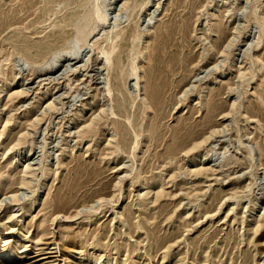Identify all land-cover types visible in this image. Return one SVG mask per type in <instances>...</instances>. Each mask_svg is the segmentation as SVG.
<instances>
[{
    "label": "rangeland",
    "instance_id": "obj_1",
    "mask_svg": "<svg viewBox=\"0 0 264 264\" xmlns=\"http://www.w3.org/2000/svg\"><path fill=\"white\" fill-rule=\"evenodd\" d=\"M88 1L0 0V262L264 264V0Z\"/></svg>",
    "mask_w": 264,
    "mask_h": 264
},
{
    "label": "bare ground",
    "instance_id": "obj_2",
    "mask_svg": "<svg viewBox=\"0 0 264 264\" xmlns=\"http://www.w3.org/2000/svg\"><path fill=\"white\" fill-rule=\"evenodd\" d=\"M88 1V0H87ZM137 1V0H136ZM89 2V1H88ZM87 2V3H88ZM91 2H93V0L91 1ZM90 2V3H91ZM87 3H85V4H87ZM140 3V2H139ZM135 4V3H134ZM136 4H138V3H136ZM77 5H79V4H77ZM82 4L80 3V5L79 6H81ZM84 5V4H83ZM89 5V4H88ZM91 6V5H90ZM89 6V7H90ZM100 5L99 4H95V5H93V7L91 8L90 7V10H89V12H88V10H86L88 13H87V15L82 19V21H81V23H79V25L80 26H78L79 28L77 29V35L79 36V39H80V41L82 40V39H84L85 38V36L88 34V26L89 25H92L93 24V21H94V19L98 16V14H99V9L98 8H100L99 7ZM134 6V5H133ZM82 7V6H81ZM138 7V6H137ZM131 8V7H130ZM139 8V7H138ZM137 8V9H138ZM83 9V8H82ZM131 9H134V7L133 8H131ZM130 9V10H131ZM1 10V9H0ZM43 10V9H42ZM135 10V9H134ZM80 11H82V10H80ZM85 11V10H84ZM136 11V10H135ZM134 11V12H135ZM49 12V11H48ZM52 12V11H51ZM79 12V11H78ZM132 12V11H131ZM133 12V13H134ZM47 13V12H46ZM53 13V12H52ZM101 14V13H100ZM103 14V13H102ZM131 14V13H130ZM54 15V14H53ZM81 16V15H80ZM103 16V15H102ZM70 18V17H69ZM101 18V17H100ZM103 18V17H102ZM70 20V19H69ZM81 20V19H80ZM103 20H105V18H103ZM130 20V19H129ZM66 22H67V20H66ZM69 23V22H68ZM68 25H70V24H68ZM21 27V26H20ZM12 28H14V27H12ZM19 29V28H18ZM67 31V30H66ZM63 32V31H62ZM61 32V33H62ZM62 37V36H61ZM110 37V36H109ZM108 37V38H109ZM108 40V39H107ZM62 41H64V40H62ZM85 41V40H84ZM33 47V46H32ZM35 50V49H34ZM63 50H65V49H63ZM114 51V50H113ZM132 51V50H131ZM59 53V52H58ZM113 53V52H112ZM120 57V56H119ZM71 58H73L72 60H76V59H78L79 58V52H77V51H75V49H73V48H70L69 50H67V51H65L64 52V54H62V55H59V56H57V57H54V60L52 61V63L49 65V67L47 66V70L45 71L46 72V74H51L53 71H54V73H56L58 70H59V63L60 62H62V60H66V59H71ZM132 64V63H131ZM134 67V66H133ZM132 68V67H131ZM124 69V68H123ZM122 69V70H123ZM134 69V68H133ZM122 70H121V72H122ZM130 70H132V69H130ZM131 72V71H130ZM130 74V73H129ZM157 92V91H156ZM214 111H215V109H214ZM121 189V188H120ZM24 214H27V212H24ZM4 249L2 248V249H0V255L4 252L3 251ZM33 263H37V262H33ZM0 264H7V263H4V262H0ZM69 264H72V262H69Z\"/></svg>",
    "mask_w": 264,
    "mask_h": 264
}]
</instances>
